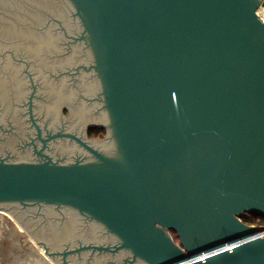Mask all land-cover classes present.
I'll return each instance as SVG.
<instances>
[{"label":"water","instance_id":"water-1","mask_svg":"<svg viewBox=\"0 0 264 264\" xmlns=\"http://www.w3.org/2000/svg\"><path fill=\"white\" fill-rule=\"evenodd\" d=\"M260 2L0 0V213L56 264H264V228L240 218L264 215ZM105 115L119 146L98 142V166L20 148L28 117L74 131ZM57 141L55 159L86 155ZM75 210L79 247L58 242L72 223L34 230Z\"/></svg>","mask_w":264,"mask_h":264},{"label":"flooded vegetation","instance_id":"flooded-vegetation-1","mask_svg":"<svg viewBox=\"0 0 264 264\" xmlns=\"http://www.w3.org/2000/svg\"><path fill=\"white\" fill-rule=\"evenodd\" d=\"M100 83V87L98 89H100L97 92V99L101 102L102 104L101 106L98 107L99 109H104L107 111L106 105H105V100H104V87H103V83L102 81H99ZM93 87V86H92ZM92 89H97V86H94V88ZM95 118V117H94ZM105 119H107V121H105ZM31 121V124L33 127V135L29 136V140H24L21 145L20 148H24V147H28L30 148V156H32V158H28L26 160L29 161H38L40 159H45V155L48 156L51 160L53 161H64L60 162L63 164H71V163H75L78 162V164H82V165H87V161L92 160L93 162L91 164L88 165H92V166H98L99 164L102 163V157H108V155H106V153H104V151H101L100 149L96 148L95 146H98V142L104 143L107 141V138L110 136L112 138V136L115 137V139L117 140V144L119 146L118 143V139L114 133V130L112 128V125L110 123V119L108 121L107 116L105 115V117L103 116V120L102 121H92V120H87V121H83L81 123V130H74V131H68L65 129H45V128H41L39 125H37L36 123H34V120L29 119L28 117V121ZM68 131L63 133V131ZM62 132V133H61ZM73 134H72V133ZM76 132H78V136L74 135ZM57 139H66L67 142L70 144H74L77 147H79L80 150H82L84 153H86V155H88L90 157V159H87V156H81L80 158L76 157V156H72L73 161H66L63 159H55L54 156L51 153H48L49 151H51V147L53 145V143H59V141H57ZM93 142L96 143L95 145H93ZM104 146V144H101ZM63 146V145H62ZM119 158L113 160V161H121L122 160V152H121V148L119 147ZM48 150V151H47ZM38 153H41L40 155ZM59 156V155H58ZM109 159L112 158L111 156L108 157ZM65 159V158H64ZM68 160V159H66ZM86 163V164H85ZM44 206H42L43 208ZM55 209V210H53ZM50 211H54V212H61V208H56V207H51ZM74 212L78 213V218L79 217H83V224L80 225L77 223V218L76 215L73 214H66L64 215V213H60L61 217L58 218L57 214H55L52 217H48L46 218V220H43V223H40L39 225H36L34 227V230L38 233L40 232H48L50 231V228H54V226L58 229V233L60 232L59 230H63L67 224L72 223V225L74 226V232L72 233L71 236L69 237H65V236H61L62 239L59 242V244L61 246H66V247H71V244L75 245V247H79L80 245H82L84 243V241L86 240L85 237H89L90 236V232H88L87 230H83L82 228H86L88 225L86 224L87 217H90L88 214L86 213H80L79 211L75 210ZM56 218V220H54L53 218ZM10 218V217H9ZM13 218V217H12ZM63 219V220H62ZM60 220V221H59ZM62 220V222H61ZM81 221V220H80ZM77 223V225H76ZM78 226V227H77ZM100 226V225H99ZM103 227V226H102ZM102 227H96L98 234L102 237L104 232L102 230ZM7 228V227H6ZM40 228V229H39ZM46 228V229H45ZM20 229V228H19ZM10 231H4V233L7 234V236L9 237V234L11 236L12 230L9 229ZM47 230V231H46ZM96 232V230H94ZM77 232H81V234L84 236V239H78L77 238ZM9 233V234H8ZM58 235V234H57ZM42 236V235H41ZM47 241V240H46ZM87 242H89L87 240ZM86 242V243H87ZM36 243V242H35ZM52 244V243H51ZM49 242V245H51ZM85 244V243H84ZM37 246V245H36ZM39 247V246H38ZM49 249H52V247L50 246ZM41 253V252H40ZM53 253V257H59L56 256L57 254H60L58 251H56L55 253ZM43 254H45L47 256V254L44 252L43 249ZM13 264V263H10ZM50 264H54V263H50ZM61 264H72L71 262H69L68 260H65L63 263ZM87 264H91L90 262H88ZM99 264H104L102 261H99Z\"/></svg>","mask_w":264,"mask_h":264},{"label":"rangeland","instance_id":"rangeland-1","mask_svg":"<svg viewBox=\"0 0 264 264\" xmlns=\"http://www.w3.org/2000/svg\"><path fill=\"white\" fill-rule=\"evenodd\" d=\"M61 113L67 116L68 108L64 106ZM9 229L12 233L11 236L8 233V237L4 231ZM38 246L41 245L36 244L10 214L0 213V264H56L50 256L40 253Z\"/></svg>","mask_w":264,"mask_h":264},{"label":"trees","instance_id":"trees-1","mask_svg":"<svg viewBox=\"0 0 264 264\" xmlns=\"http://www.w3.org/2000/svg\"><path fill=\"white\" fill-rule=\"evenodd\" d=\"M240 218L247 224L256 225L259 229L264 228V215L246 212L241 214ZM171 233L175 241H177L175 233L173 231H171Z\"/></svg>","mask_w":264,"mask_h":264},{"label":"built area","instance_id":"built-area-1","mask_svg":"<svg viewBox=\"0 0 264 264\" xmlns=\"http://www.w3.org/2000/svg\"><path fill=\"white\" fill-rule=\"evenodd\" d=\"M257 15L259 16V18L264 23V0H261L259 6L257 8Z\"/></svg>","mask_w":264,"mask_h":264},{"label":"bare ground","instance_id":"bare-ground-1","mask_svg":"<svg viewBox=\"0 0 264 264\" xmlns=\"http://www.w3.org/2000/svg\"><path fill=\"white\" fill-rule=\"evenodd\" d=\"M4 213H5V212H4ZM38 248H39L40 252L43 253V249H44V248H42L41 246H39Z\"/></svg>","mask_w":264,"mask_h":264}]
</instances>
